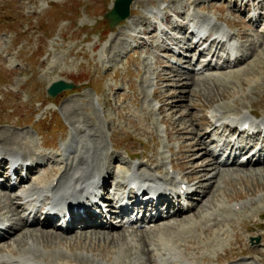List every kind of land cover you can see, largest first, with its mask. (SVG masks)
<instances>
[{
	"label": "rangeland",
	"instance_id": "374dc122",
	"mask_svg": "<svg viewBox=\"0 0 264 264\" xmlns=\"http://www.w3.org/2000/svg\"><path fill=\"white\" fill-rule=\"evenodd\" d=\"M114 1L0 0V151L22 153L32 160L40 155L51 158L39 167L43 178H33L41 187L50 183L54 169L62 173L74 156L87 158L95 150L102 159L115 153L116 161L121 156V163L114 164L120 177L137 164L141 173L170 179L171 161L176 171L173 179L190 178V170L180 167L181 158L187 154L182 156L180 152L183 146H189L184 149L188 152L196 144L195 140H186L194 129L185 127L191 123L193 127L201 126L215 112L226 117L247 111L264 115V40L256 28L239 26L238 14L225 6L217 8L220 3L211 0H135L133 22L111 29L104 15ZM238 6L241 8L233 10L243 9L241 3ZM190 7L202 16L204 12L214 13L223 27L237 34L235 39L250 55L242 67L194 74V69L204 65L202 57L196 59V53L184 60L150 46L157 44L151 38L153 34L147 35L154 19L151 11L163 16L167 11L180 22L178 13L185 12L189 17ZM143 18L150 19L149 27L142 24ZM241 19L245 23L246 18ZM163 27L172 32L168 26ZM179 32L175 33L183 40L184 31ZM244 33L248 37L242 42L239 36ZM172 71L180 77L170 78ZM159 76L166 79L161 82ZM58 80L73 83L76 88L51 99L47 89ZM164 104L166 108L161 111ZM176 127L184 128L181 129L186 134H181L180 128L179 134L175 133ZM190 155L192 166L205 176L210 187L205 200L190 213L192 221L188 224L173 220L171 225L132 235L129 243L135 261H128L146 264L147 257L137 255L135 248L163 251L159 242L160 247H156L164 235L159 230L177 224L170 235L194 236L202 245L198 252L190 248V257L195 254L220 264H264V218H260L264 214V165L207 167L210 157ZM101 160L95 162L98 171L106 166ZM5 194L0 190L3 217L14 214L15 208ZM242 204L246 209L236 211L235 206ZM17 228L1 245L7 256L31 252L39 257L43 254L55 264L74 262L82 256L95 259L97 264H119L120 250L127 248L111 236L100 240L60 233L55 241L45 244L47 238H41L38 228ZM209 232L215 244L203 248ZM142 236L146 243L139 242ZM183 239L176 244L185 248ZM169 247H164L163 252Z\"/></svg>",
	"mask_w": 264,
	"mask_h": 264
},
{
	"label": "bare ground",
	"instance_id": "6f19581e",
	"mask_svg": "<svg viewBox=\"0 0 264 264\" xmlns=\"http://www.w3.org/2000/svg\"><path fill=\"white\" fill-rule=\"evenodd\" d=\"M175 1V0H174ZM193 1V0H192ZM225 1H227V0H225ZM192 3V2H191ZM247 4V3H246ZM247 6V5H246ZM263 6H264V1H262L261 3H259V5H258V7L259 8H263ZM247 13H250V10H247L246 11ZM244 13V14H247V13ZM238 13V11H235L234 12V14L236 15ZM243 14V13H242ZM263 17V15H259L258 17H257V19L254 21L253 19H250V20H248L247 22H245L244 23V21L242 22L241 20V18L237 21V24L238 25H241V26H243V27H245L246 29H252L253 27H255V25H257L259 22H260V19ZM134 17H131L129 20H128V23L133 19ZM141 19V18H140ZM134 20V19H133ZM133 20L131 21V22H133ZM143 23L142 24H144V26H149L148 25V20H147V18H143V21H142ZM243 23V24H242ZM141 24V23H140ZM135 25V24H134ZM234 25H236V24H234ZM240 28V27H239ZM148 30V29H147ZM250 32V31H249ZM182 33V32H181ZM251 33V32H250ZM127 34V33H126ZM148 35V34H147ZM246 37H248V34H246V33H244L243 34V38H246ZM152 38V37H151ZM140 39H142V38H140ZM173 40H175V41H177L176 43H175V45H178V43H180V41L179 40H177V39H173ZM148 45V44H147ZM187 45V44H186ZM196 47H197V45L196 46H194V45H192V46H190V45H188L187 46V51H189V52H191V51H194V50H196ZM159 49V48H158ZM223 49V45L221 44V42H218L216 39L215 40H212L210 43H209V45H208V47H207V51L208 52H210L211 54H213V58L217 55V53H218V51H221ZM255 56H257L256 54H254ZM165 60V59H164ZM158 61V60H157ZM241 62H243V61H240L237 65H239V64H241ZM207 66L208 67H210V63H208L207 64ZM243 70V69H242ZM180 73V72H179ZM181 74V73H180ZM167 75H169V74H166V76ZM164 76H165V74H164ZM165 76V77H166ZM160 77V81L161 82H163L166 78L165 77H163V76H159ZM179 78L180 77V75L176 72L175 73V71L173 72H171V75H170V78ZM169 78V79H170ZM194 84V83H193ZM157 95V94H156ZM169 106V105H168ZM164 107H165V104L160 108V110L162 111V110H164ZM166 108V107H165ZM234 113V112H233ZM192 116V115H191ZM180 129L182 128V127H179ZM178 127H176L174 130H176V132L175 133H177V131H178V129H179ZM185 128H190L191 130L192 129H194V133H193V135H192V133H191V135L190 136H188V137H186V140L188 141V139L190 138L191 140H195L194 141V143L196 144L193 148H192V150H188V152H187V150H184L185 149V146H186V148H187V146L188 145H185V146H183L182 147V150H181V152H180V154L183 156L184 155V153L185 154H187V157L185 158V159H183V158H181V160H182V163H181V165H180V167L182 168V169H184V170H190V174H191V176H190V179L192 180V181H195V185H196V187H197V190L199 191V193L201 192V194H198V196H201L202 195V197H201V199H200V202H202L203 200H205V197L207 196V193L209 192L208 190H209V186L205 183V180H204V175L202 174H200V172L198 171V169H197V167H195V166H192L193 164H191L192 162H191V157H192V155H190V154H200V155H202V156H204V155H206V153H207V150H206V148H207V144H206V142H205V139L207 138H209L210 137V135L212 134V133H218L219 132V129L216 127V126H213V123L212 122H210L208 119H204V121H203V124L201 125V126H197V127H193V123H191L189 126H187V127H185ZM226 128H228V130L230 129V133H229V136L231 137V139H232V141L230 142L229 140H228V146L229 147H231L232 145H233V141H235V142H239V143H242V142H244V133H239V134H237V132H236V129L235 128H230V125H228V126H225V128L224 129H226ZM182 129H184V128H182ZM182 129L180 130V132H181V134H183V135H185L186 133H184V131H182ZM189 132V131H188ZM188 132H187V134H188ZM173 134V132H171V134L170 135H172ZM177 134H179V133H177ZM262 135L259 133V134H257V135H251V136H249L248 138L250 139V141H260L261 139H262ZM236 139V140H235ZM248 139V140H249ZM191 142H193V141H191ZM190 145V144H189ZM244 145V144H243ZM247 145V144H246ZM189 147V146H188ZM244 147V146H243ZM15 149V148H14ZM13 149V150H14ZM12 150V151H13ZM18 150V149H17ZM243 150H244V148H243ZM264 150V149H263ZM5 151V150H4ZM200 151H201V153H200ZM203 151V152H202ZM194 152V153H193ZM12 153V152H11ZM208 153H209V151H208ZM30 154V153H29ZM115 154V153H114ZM258 153H256L255 155H257ZM254 155V156H255ZM103 156V155H102ZM29 157V156H28ZM101 157V155H99L98 154V151L97 150H95L94 151V153L92 154V156H88L87 158L86 157H81V158H76L75 156L73 157V163L74 162H77L78 163V165H79V168H77L76 170V172H74L73 173V171L75 170L72 166L70 167V172L67 170L68 168H66V170H65V172H63V173H60L59 171H57L59 174H57V175H59V176H57V177H55V179H54V181H52L50 184H49V187L50 186H52L53 185V183L55 182V181H57V184H56V190H58V191H62L65 187H69L71 184H72V182H82V181H85V180H88V179H91L92 178V176H94V174H95V162L96 161H98V160H101L102 158H100ZM116 157H117V155H112V154H108V155H106V156H104V158L101 160L102 162H105V165H106V176L104 177L105 179H107V181L104 179V184H108V180H109V178H111L113 175H114V170L115 169H113V161L116 159ZM130 157V156H129ZM104 160V161H103ZM117 161V160H116ZM215 161V160H214ZM258 163H261L262 162V160L260 159V157L258 158ZM100 162V161H99ZM72 162H71V164H73ZM254 165V162H251V163H249L248 165ZM73 165H75V163L73 164ZM191 165V166H190ZM206 166L207 167H210V166H212V161L211 160H209L207 163H206ZM3 169L5 170V168H4V165H3V167L2 166H0V172H2L3 171ZM55 170V169H54ZM54 170L51 172V174H52V177H54V175L53 174H56L57 172H55V173H53L54 172ZM59 170V169H58ZM73 170V171H72ZM47 174V173H46ZM46 174L44 175V176H46ZM48 175V174H47ZM42 176V175H41ZM189 176V175H188ZM187 176V177H188ZM41 178H43V177H41ZM142 178H144V179H146L147 177L144 175V176H142ZM121 186V185H120ZM16 187H18V185H16ZM2 197V196H1ZM5 198H7V200H8V202H9V204L13 207L14 205H15V203H14V201L15 200H17V196H15L14 198L12 197V195H9V194H5ZM7 204V203H6ZM172 202H169V206L170 207H172ZM197 205H199V203L197 204ZM197 205L196 206H194V207H192V209H190V210H188L187 212H193V210L195 209V207H197ZM18 209H19V206H16V208H14V213L16 212V211H18ZM187 212H184V210H180V209H178L177 210V212H176V214H175V216H177L178 218H179V220H176V222L177 223H182V224H188L189 222H191L192 221V216L191 215H185ZM193 216H195V214H193ZM27 221L25 220V219H23V218H21V219H19V225L21 226V227H24V226H26L27 225ZM37 224V221L36 220H34L33 222H31V224L30 225H36ZM171 224V223H170ZM43 226L44 227H49V226H51V227H53L54 228V226H53V224L52 223H50L49 221H46L44 224H43ZM175 226H177V224L175 225ZM175 226L173 225L172 227L170 226V227H168V228H166V229H164V231H161V230H159V232H162V233H164V235H161L160 237H159V239L157 240V242H156V247H160V245L161 246H164L165 248L166 247H168L169 245H173V244H176V243H178L179 241H180V239L181 238H184L185 240H186V242L189 244V247H187V248H194L197 252L199 251V249H201L202 248V245H200V244H198L197 243V239L195 240V238H194V236H188L187 237V235H177V237L175 238L173 235H170L171 234V232H173L174 230H175ZM165 227V226H164ZM13 228V230L15 229L14 227H12ZM91 228H94V227H91ZM90 228V229H91ZM108 228H110V229H112V230H114V232L113 231H108V232H105V230L106 229H104V232H101V231H98V230H94V229H91V230H84V231H82V232H80V235H86V237H88V236H93V238L95 237V239H96V237H98V239H103L104 240V238H105V236H111L112 238H113V240H115L114 242H123V244L127 247V248H125V249H122V250H120V253L122 252V255H120L121 256V259L119 260L120 261V263L119 264H131L128 260L130 259V256L132 255V251H133V247H131L130 246V243H129V239H130V237L133 235V233H130V232H126V231H121V232H119V231H116L115 232V230H117V229H121V227L120 228H117L116 226H111V227H108ZM160 229H162V228H160ZM57 230V229H56ZM62 231H63V234H69V233H71L72 232V230H73V228H71V227H68V226H66L64 229H61ZM22 231V230H21ZM183 232H186V230H182ZM190 231V230H189ZM16 232V231H15ZM42 233H41V238L43 239L44 237L45 238H47V241H46V243L45 244H48L49 243V241H55L57 238H59V236H58V234H56V233H50V232H46L45 230H42L41 231ZM183 232H181V233H183ZM188 232V231H187ZM22 233V232H21ZM168 233V234H167ZM173 234V233H172ZM213 234V233H212ZM211 234V232H209L207 235H208V238H207V236L205 237V242L204 243H206L205 245H203V248L204 247H210V246H212V244L214 243L213 241H216L215 240V238H213L214 237V235H212ZM8 235V234H7ZM13 236V235H12ZM32 236V235H31ZM67 236V235H66ZM218 235H215V237H217ZM62 237H63V235H62ZM65 237V236H64ZM238 237V236H237ZM6 237H4V238H2L1 239V241H3L4 239H5ZM204 238V237H203ZM239 238L240 237H238L237 238V241L239 242ZM12 239V238H11ZM63 239H66V238H63ZM111 239V238H110ZM183 239V240H184ZM10 240V239H9ZM102 240V241H103ZM182 240V241H183ZM8 241V240H7ZM140 241H142V242H146V240H144V236L141 238V240ZM202 241V240H201ZM220 241V240H219ZM113 242V243H114ZM158 242L160 243V245L158 244ZM203 243V244H204ZM54 244V243H53ZM116 244V243H115ZM136 244H138V243H136ZM140 244V243H139ZM180 244V243H179ZM215 244V243H214ZM7 245V244H6ZM61 245V244H60ZM184 246V245H183ZM164 247H163V251H164ZM170 248V247H169ZM136 249V253H137V255L138 254H141V253H143V254H146V256H147V262L149 263V264H154V260H153V257L151 256V254H150V250H148L147 252H145L144 250H142V251H139V249H138V246H137V248H135ZM159 248H157V250H158ZM1 250H3V247H1L0 246V251ZM19 250V249H18ZM169 250V249H168ZM193 250V249H192ZM255 250H257V249H254V251ZM21 251V250H20ZM30 251V250H29ZM37 251V250H36ZM131 252V253H130ZM190 252H192V251H190ZM29 253V252H28ZM259 253V252H258ZM24 254V253H23ZM26 254V253H25ZM38 254V253H37ZM35 255V254H34ZM33 255V257H25V259L26 260H28V262H29V264H36L34 261H37V260H35L36 258H39V259H41V260H43V261H46L47 263H45V264H55L54 263V261H53V259H49L48 257H46L45 255H43V254H41V257H38V255H35L36 256V258H35V256ZM191 255V254H190ZM199 255V254H198ZM186 256V255H185ZM184 255H181V258H182V260L183 261H187V262H189L188 260H189V258H187V257H185ZM49 257H51V256H49ZM35 258V259H34ZM192 258V257H191ZM200 258H202L201 256H200ZM258 258V257H257ZM204 259H206V258H204ZM191 261V260H190ZM218 261V260H217ZM19 261H13V263H15V264H19L18 263ZM89 263H91V264H97V262H96V260L95 259H92V258H88V257H85V256H82V257H79V258H77V260H74V262H70V263H67V264H89ZM64 264V263H63ZM66 264V263H65ZM98 264H100V263H98ZM116 264V263H115Z\"/></svg>",
	"mask_w": 264,
	"mask_h": 264
},
{
	"label": "water",
	"instance_id": "95a60500",
	"mask_svg": "<svg viewBox=\"0 0 264 264\" xmlns=\"http://www.w3.org/2000/svg\"><path fill=\"white\" fill-rule=\"evenodd\" d=\"M133 0H116L110 12L105 15V19L109 22L111 28L117 27L121 22L130 17V10ZM74 85L65 81L53 83L47 93L51 98H56L64 91L72 90Z\"/></svg>",
	"mask_w": 264,
	"mask_h": 264
}]
</instances>
